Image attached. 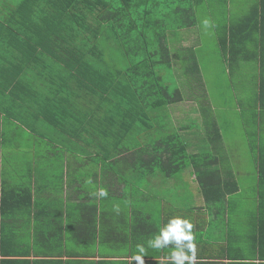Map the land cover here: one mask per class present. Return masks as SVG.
I'll return each instance as SVG.
<instances>
[{
  "label": "trees",
  "instance_id": "1",
  "mask_svg": "<svg viewBox=\"0 0 264 264\" xmlns=\"http://www.w3.org/2000/svg\"><path fill=\"white\" fill-rule=\"evenodd\" d=\"M228 3L0 0V155L10 156L12 226L30 218L22 211L35 209L41 190L56 193L69 184L70 195L79 200L115 193L131 201L149 176L171 178L192 167L201 181L218 164L216 125H204L214 155L188 153L179 133L163 129L165 119L170 121L166 108L185 98L158 72L172 66L170 37L197 28L204 16L228 70L250 59L258 63L251 110L264 111V0H251L248 14L236 20ZM187 57L185 73L196 76L195 51L189 49ZM21 135L32 144L26 159ZM260 144L256 166L264 186ZM3 200L5 191L1 215ZM260 200L264 204V187ZM19 241L12 240L22 245ZM29 254L27 249L2 254L0 264H32Z\"/></svg>",
  "mask_w": 264,
  "mask_h": 264
},
{
  "label": "crops",
  "instance_id": "2",
  "mask_svg": "<svg viewBox=\"0 0 264 264\" xmlns=\"http://www.w3.org/2000/svg\"><path fill=\"white\" fill-rule=\"evenodd\" d=\"M242 1L236 5L239 16L235 17L232 10L236 0H229L227 9L233 20L249 12L251 1ZM193 42L198 44V40ZM256 66L258 63L250 59L249 63L234 65L232 70L227 68L229 79L233 74L246 78V83L240 79V85L247 93L235 106L241 119L244 116L246 119L251 112L252 121L247 123L253 128L249 134L253 145L244 171L237 167L236 157H231L232 164L229 162L224 171L219 167V160L217 166L203 173L201 181L191 167L171 178L149 176L139 193L135 192L137 198L131 201L115 193L111 197L96 195L79 200V195H70L69 184L67 188L61 186L56 193L52 188L40 193L38 190L41 202H36L35 209L22 211L30 218L12 226V211L8 206L12 182L10 156L7 160L0 155V196L1 191L6 195L0 213V260L5 258L2 254L27 249L30 254L26 258L32 264H136L132 258L141 254L138 246H143L144 264H174L171 258L174 244L157 249L149 241L172 218L180 217L193 224L195 260L192 264H264V204L260 200L264 186L256 166L258 148L261 142L264 145V111L259 108L252 111L255 102H250L255 98ZM200 115L201 130H205V124L209 127L225 121L223 115L216 114L207 104H203ZM215 147H219L220 159L222 147ZM217 169L222 172L218 173ZM234 185L236 190L231 192ZM186 190L196 191L194 197L187 198ZM243 193L246 197H240ZM12 240H20L22 245ZM186 254L192 255L187 250Z\"/></svg>",
  "mask_w": 264,
  "mask_h": 264
},
{
  "label": "rangeland",
  "instance_id": "3",
  "mask_svg": "<svg viewBox=\"0 0 264 264\" xmlns=\"http://www.w3.org/2000/svg\"><path fill=\"white\" fill-rule=\"evenodd\" d=\"M244 1L248 2L249 0ZM242 2V0H236L233 4L232 13L234 12L235 17L239 16V8L236 5ZM205 19L204 16H200L197 28L177 31L170 37L171 42L168 45L172 66L169 69L164 68L158 73L170 89L178 88L185 99L183 102L166 108L165 112L168 113L170 121L165 119L166 123L163 125V129H169L170 134L179 133L181 141L186 144L188 153L214 155V147H208L209 140L205 137L206 130L199 128L201 126L200 111L203 104L211 105L216 114L225 117V121L220 120L215 124L221 135V140L217 142V145L220 144L222 147L219 167L224 171L230 166L227 164L229 162L232 164L231 162L236 157L237 167L244 171L246 157L249 155L248 152H250L252 144L251 137H247L253 129L247 123L252 121L250 119L251 112L246 119L245 116L241 119L240 114L235 111V106L236 102L247 93V89L240 85V79L243 78L246 83V78L239 74H233V78L229 79L227 65L221 60L214 33L209 27L203 26L202 22ZM197 40L198 44H195L193 41ZM189 49L195 51L197 68H199L197 77L185 73L191 61L187 57ZM108 57L111 60V56ZM180 128L187 129L180 130ZM162 133L164 134L163 131ZM17 140L23 152H26L23 153L26 159L31 155V141H27L25 135H21ZM37 142L35 146L38 145ZM216 155L219 158V152ZM21 159L24 158L21 157ZM217 165H212V167ZM217 171L218 173L222 172L219 169ZM195 192L186 190L185 196L187 198L194 197ZM246 195L243 193L240 197H246Z\"/></svg>",
  "mask_w": 264,
  "mask_h": 264
},
{
  "label": "clouds",
  "instance_id": "4",
  "mask_svg": "<svg viewBox=\"0 0 264 264\" xmlns=\"http://www.w3.org/2000/svg\"><path fill=\"white\" fill-rule=\"evenodd\" d=\"M205 28L210 27L209 20L205 19L203 22ZM101 195H106V193L101 192ZM193 224L187 220L180 217L172 218L168 224L160 230L158 236L153 240L149 241L151 247L162 248L169 244L175 245V250L171 254V258L174 264H192L195 260V244L193 243L194 236L192 233ZM191 252L192 255L186 254ZM138 251L140 255L134 256L132 259L136 261V264H144L143 253L145 251L143 246H138Z\"/></svg>",
  "mask_w": 264,
  "mask_h": 264
}]
</instances>
